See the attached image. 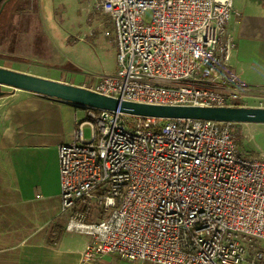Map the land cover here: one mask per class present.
Listing matches in <instances>:
<instances>
[{
	"label": "built area",
	"instance_id": "obj_1",
	"mask_svg": "<svg viewBox=\"0 0 264 264\" xmlns=\"http://www.w3.org/2000/svg\"><path fill=\"white\" fill-rule=\"evenodd\" d=\"M100 5L118 68L85 87L141 103L248 106L250 86L229 68L234 0ZM232 124L88 107L73 140L58 148L60 210L70 216L68 231L89 237L84 263L117 255L152 264H264V250L249 252L244 242L264 241V154H245Z\"/></svg>",
	"mask_w": 264,
	"mask_h": 264
},
{
	"label": "crops",
	"instance_id": "obj_2",
	"mask_svg": "<svg viewBox=\"0 0 264 264\" xmlns=\"http://www.w3.org/2000/svg\"><path fill=\"white\" fill-rule=\"evenodd\" d=\"M17 2L2 4L0 26L9 31V41L20 52L23 26L32 16L16 8ZM229 29L236 39L229 68L250 86L245 105L253 106L247 101L264 100V0H249L243 8L234 0ZM87 113L88 107L20 89L0 97V264H97L123 259L107 255L84 263L89 237L83 233H79L83 238L71 237L66 229L70 216L60 210L58 148L73 140ZM138 263L142 262L124 259L119 264Z\"/></svg>",
	"mask_w": 264,
	"mask_h": 264
},
{
	"label": "rangeland",
	"instance_id": "obj_3",
	"mask_svg": "<svg viewBox=\"0 0 264 264\" xmlns=\"http://www.w3.org/2000/svg\"><path fill=\"white\" fill-rule=\"evenodd\" d=\"M16 1V8H24L32 19L28 21L24 16L28 25L23 26L20 52L16 51L13 41H9V31L0 26V66L23 68L80 86H92L101 77L117 72L115 33L109 15L100 5L101 0ZM247 3L249 0H235L236 7L243 8ZM3 90L9 95L14 89L4 86ZM247 103L264 106L261 99ZM125 118L127 122L135 121L132 116ZM233 125L238 145L245 154H264V124ZM85 135L91 139L90 128H85ZM98 213L94 211L93 220H99ZM69 235L84 237L74 232ZM244 242L249 252L264 250V241L245 239ZM121 261L124 259L113 258L97 264H119Z\"/></svg>",
	"mask_w": 264,
	"mask_h": 264
},
{
	"label": "water",
	"instance_id": "obj_4",
	"mask_svg": "<svg viewBox=\"0 0 264 264\" xmlns=\"http://www.w3.org/2000/svg\"><path fill=\"white\" fill-rule=\"evenodd\" d=\"M4 86L57 98L85 107L119 110L133 116H150L159 119L199 118L239 124H264V106L219 107L127 101L99 93L85 86L0 66V97L5 95Z\"/></svg>",
	"mask_w": 264,
	"mask_h": 264
},
{
	"label": "trees",
	"instance_id": "obj_5",
	"mask_svg": "<svg viewBox=\"0 0 264 264\" xmlns=\"http://www.w3.org/2000/svg\"><path fill=\"white\" fill-rule=\"evenodd\" d=\"M7 0H0V9H1V7H2V4L4 3V2H6ZM9 1H11V0H9ZM235 124H237V123H234V125L233 126H235Z\"/></svg>",
	"mask_w": 264,
	"mask_h": 264
}]
</instances>
